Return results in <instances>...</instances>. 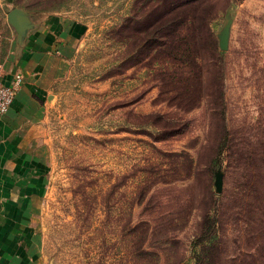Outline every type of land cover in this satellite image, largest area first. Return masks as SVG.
Returning <instances> with one entry per match:
<instances>
[{"label": "rangeland", "instance_id": "1", "mask_svg": "<svg viewBox=\"0 0 264 264\" xmlns=\"http://www.w3.org/2000/svg\"><path fill=\"white\" fill-rule=\"evenodd\" d=\"M16 3L69 12L83 27L45 108L37 264H264V0ZM172 7L187 8L179 29L206 67L223 52L224 118L210 98L190 111L189 94L171 98L180 88L161 69L174 65L158 41L145 44L151 23ZM6 14L0 63L15 35ZM206 71L203 94L215 83ZM192 81L181 82L195 90ZM174 123L184 131L166 136ZM223 139L231 152L211 166ZM211 213L215 237L200 243Z\"/></svg>", "mask_w": 264, "mask_h": 264}, {"label": "crops", "instance_id": "2", "mask_svg": "<svg viewBox=\"0 0 264 264\" xmlns=\"http://www.w3.org/2000/svg\"><path fill=\"white\" fill-rule=\"evenodd\" d=\"M14 36L0 63V79L15 73L23 83L0 114V264H37L41 238L35 227L45 108L53 84L62 77L83 27L60 10H26L16 0H0V12ZM15 14L14 26L9 20Z\"/></svg>", "mask_w": 264, "mask_h": 264}, {"label": "trees", "instance_id": "3", "mask_svg": "<svg viewBox=\"0 0 264 264\" xmlns=\"http://www.w3.org/2000/svg\"><path fill=\"white\" fill-rule=\"evenodd\" d=\"M19 0H16L18 2ZM19 7L26 10H39L44 11L45 9H39V8H29L25 5H21L16 3ZM185 7L180 9V7L177 8H171L168 12H163V14L160 15L159 19L154 20L151 23L150 28L153 29V36H149L146 39L145 44H148L151 41H158L160 43V47H162V53L165 54V59L169 60V66L174 65L173 68L169 69V67H164L161 69V73L163 76L167 77L168 83L172 82L175 83L174 86L179 87L180 89L176 90V93L171 95V98H180L185 97L184 94H189V98L184 101L183 109L185 111H190L202 102L204 97H207L211 99V103L215 107L214 110L217 112L221 109L220 113L221 116L224 118V82H223V69H222V54L223 52L214 51L211 55V60H207L209 62L208 67H206V60H203L201 56H197L198 54L195 53L194 50H190L188 47V35L187 33L182 34L180 29L182 26H184L188 22L187 12L185 11ZM144 44V45H145ZM208 68L212 69V76L214 79V84L208 92V90H205L207 93L203 94V74ZM207 73V71H206ZM192 81V83L195 84V90L189 89L188 83H183L181 81ZM198 81V82H197ZM205 82V81H204ZM200 84V85H199ZM173 86V87H174ZM190 91V93H189ZM218 108V109H216ZM160 118V116L158 115ZM173 125H179V126H173ZM180 124H172L169 127H164L163 130L165 131L166 136L176 135L177 133H182L184 131V127ZM166 128H172L171 130H168ZM226 150H229L231 152V147L227 145V142L225 139H223L216 149V155L211 159V166H215L220 163L222 154L226 152ZM176 155V154H175ZM251 188V186H250ZM214 216L213 213L208 214L206 216V223L204 221V225L206 227L202 231L201 236L197 239L200 243H205L208 240H212L215 236L216 229L214 227V222L211 223L210 216ZM143 223H139L136 226L142 225ZM133 226L132 228L136 227ZM200 261L202 262L204 258L200 257Z\"/></svg>", "mask_w": 264, "mask_h": 264}, {"label": "built area", "instance_id": "4", "mask_svg": "<svg viewBox=\"0 0 264 264\" xmlns=\"http://www.w3.org/2000/svg\"><path fill=\"white\" fill-rule=\"evenodd\" d=\"M22 83L23 76L21 73H15L8 84L3 83L0 79V114L5 113L11 106Z\"/></svg>", "mask_w": 264, "mask_h": 264}, {"label": "water", "instance_id": "5", "mask_svg": "<svg viewBox=\"0 0 264 264\" xmlns=\"http://www.w3.org/2000/svg\"><path fill=\"white\" fill-rule=\"evenodd\" d=\"M19 10L18 9H14L11 13H10V22L16 26L17 24L15 23V21L13 19H15V14L18 13ZM230 23H231V19L229 18V13H226V19H225V24L222 27V29L220 30L219 34H218V45L220 50L225 51L228 48V41H229V32H230ZM221 173L220 172H216L215 174V181H214V185H215V189L216 192H220L221 191Z\"/></svg>", "mask_w": 264, "mask_h": 264}]
</instances>
